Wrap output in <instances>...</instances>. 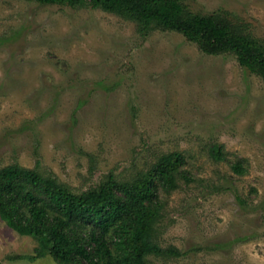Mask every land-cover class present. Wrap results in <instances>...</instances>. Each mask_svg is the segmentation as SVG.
<instances>
[{
  "label": "rangeland",
  "instance_id": "obj_1",
  "mask_svg": "<svg viewBox=\"0 0 264 264\" xmlns=\"http://www.w3.org/2000/svg\"><path fill=\"white\" fill-rule=\"evenodd\" d=\"M179 1L264 41V0ZM137 29L90 2L0 0V170L81 195L178 153L182 176L160 192L153 238L180 256L144 264H264V79L181 33ZM0 264L61 263L46 237L20 235L0 217Z\"/></svg>",
  "mask_w": 264,
  "mask_h": 264
},
{
  "label": "trees",
  "instance_id": "obj_2",
  "mask_svg": "<svg viewBox=\"0 0 264 264\" xmlns=\"http://www.w3.org/2000/svg\"><path fill=\"white\" fill-rule=\"evenodd\" d=\"M28 1L77 7L90 2L136 23L143 37L156 28L181 33L209 55H234L240 66L264 79V41L222 13L195 15L179 0ZM214 150L212 156L220 159L221 150ZM182 163L178 153L163 156L151 170L130 181L119 180L111 173L95 190L81 195L35 172L3 169L0 217L20 235L46 237L51 254L61 264L76 258L87 264H144L150 255L178 257L179 252L163 250L153 234L163 207L160 192L177 189ZM232 168L244 174L239 163Z\"/></svg>",
  "mask_w": 264,
  "mask_h": 264
}]
</instances>
